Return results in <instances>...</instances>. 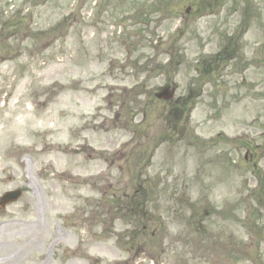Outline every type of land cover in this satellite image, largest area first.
Segmentation results:
<instances>
[{"label":"rangeland","instance_id":"obj_1","mask_svg":"<svg viewBox=\"0 0 264 264\" xmlns=\"http://www.w3.org/2000/svg\"><path fill=\"white\" fill-rule=\"evenodd\" d=\"M165 85L195 91L176 131ZM17 189L0 264H264V0H0V198Z\"/></svg>","mask_w":264,"mask_h":264},{"label":"water","instance_id":"obj_2","mask_svg":"<svg viewBox=\"0 0 264 264\" xmlns=\"http://www.w3.org/2000/svg\"><path fill=\"white\" fill-rule=\"evenodd\" d=\"M20 196H21V192H19V191L13 192V193H8L3 197L0 205L2 207H4L5 204L13 203V202L17 201Z\"/></svg>","mask_w":264,"mask_h":264},{"label":"trees","instance_id":"obj_3","mask_svg":"<svg viewBox=\"0 0 264 264\" xmlns=\"http://www.w3.org/2000/svg\"><path fill=\"white\" fill-rule=\"evenodd\" d=\"M147 195H148V192H147ZM147 195L143 194V195H140V197L147 198Z\"/></svg>","mask_w":264,"mask_h":264}]
</instances>
